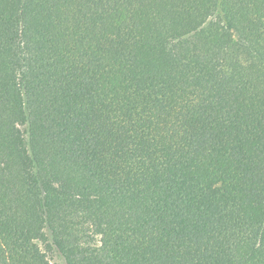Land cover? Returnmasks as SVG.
Listing matches in <instances>:
<instances>
[{"label":"trees","instance_id":"16d2710c","mask_svg":"<svg viewBox=\"0 0 264 264\" xmlns=\"http://www.w3.org/2000/svg\"><path fill=\"white\" fill-rule=\"evenodd\" d=\"M0 264H264V0H0Z\"/></svg>","mask_w":264,"mask_h":264}]
</instances>
